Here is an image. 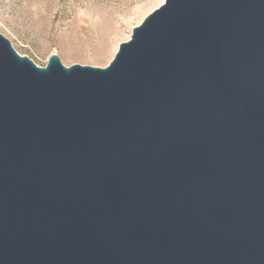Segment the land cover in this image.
Segmentation results:
<instances>
[{
    "label": "water",
    "instance_id": "95a60500",
    "mask_svg": "<svg viewBox=\"0 0 264 264\" xmlns=\"http://www.w3.org/2000/svg\"><path fill=\"white\" fill-rule=\"evenodd\" d=\"M0 264H264V0H163L105 67L0 34Z\"/></svg>",
    "mask_w": 264,
    "mask_h": 264
},
{
    "label": "rangeland",
    "instance_id": "374dc122",
    "mask_svg": "<svg viewBox=\"0 0 264 264\" xmlns=\"http://www.w3.org/2000/svg\"><path fill=\"white\" fill-rule=\"evenodd\" d=\"M163 0H0V34L16 52L45 66L105 67L132 28Z\"/></svg>",
    "mask_w": 264,
    "mask_h": 264
}]
</instances>
